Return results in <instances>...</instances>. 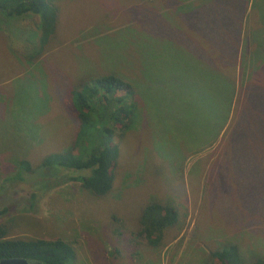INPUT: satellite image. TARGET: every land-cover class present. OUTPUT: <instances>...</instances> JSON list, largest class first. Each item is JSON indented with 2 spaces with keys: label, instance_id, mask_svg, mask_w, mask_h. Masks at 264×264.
I'll list each match as a JSON object with an SVG mask.
<instances>
[{
  "label": "rangeland",
  "instance_id": "obj_1",
  "mask_svg": "<svg viewBox=\"0 0 264 264\" xmlns=\"http://www.w3.org/2000/svg\"><path fill=\"white\" fill-rule=\"evenodd\" d=\"M47 1L49 30L35 14L0 13L6 237L61 239L69 264H201L225 243L243 264L264 257V0ZM256 21L261 38L249 45ZM103 72L133 85L137 114L113 136L111 189L94 195L68 180L83 170L39 162L73 142L68 90ZM155 200L177 221L150 246L138 217Z\"/></svg>",
  "mask_w": 264,
  "mask_h": 264
},
{
  "label": "trees",
  "instance_id": "obj_2",
  "mask_svg": "<svg viewBox=\"0 0 264 264\" xmlns=\"http://www.w3.org/2000/svg\"><path fill=\"white\" fill-rule=\"evenodd\" d=\"M0 13L6 16L35 14L41 25L48 26L46 30L54 22L53 9L47 0H0ZM229 82L231 87L232 81ZM221 87H226L224 79ZM68 95L77 123L73 142L61 152L43 156L39 167L83 170L84 174L71 176L68 180L77 181L82 189L94 195H104L111 189L117 163L118 148L113 136L132 126V115L137 114L133 85L114 72L96 73L88 76L78 87L70 88ZM227 116L228 113L222 115L215 137L225 125ZM18 166L30 169L23 159ZM3 211L0 209V213ZM176 221V210L169 202L150 201L139 214V232L148 245L156 246L162 240L164 229ZM73 253L72 245L58 238H8L4 225L0 224V259L21 257L31 261V264H69ZM201 264L243 262L236 245L225 243L219 249L210 251L207 261ZM250 264H264V257L255 258Z\"/></svg>",
  "mask_w": 264,
  "mask_h": 264
},
{
  "label": "crops",
  "instance_id": "obj_3",
  "mask_svg": "<svg viewBox=\"0 0 264 264\" xmlns=\"http://www.w3.org/2000/svg\"><path fill=\"white\" fill-rule=\"evenodd\" d=\"M206 1H209V0H192V3L193 2H195V5L196 4H198V6H197V8L198 7H204V6H206V5H200V3H204V2H206ZM245 1V3L247 4V1L248 0H244ZM244 7H245V5H244ZM244 7H240L239 9H238V11H237V13H238V15H237V18L239 19V22H241V26H240V28L241 27H243V24H244V13L248 10V8H249V6L248 5H246V7L244 8ZM231 12H233V13H235V11H232L231 10ZM260 23L261 22H259V21H256L255 23H254V25L252 26L253 28V31H250L249 30V32H248V36H247V42L249 41V45L250 44H253V43H256L257 41H258V39H260L261 38V35H260V30H263L262 29V25H260ZM256 29H259L257 32L255 31ZM242 35V36H241ZM240 38L241 39H243V34H240ZM255 38L257 39V40H255ZM250 52H248L247 53V51L245 52V55H244V58L245 59H249V62H250ZM260 58L261 57H259L258 59H255V61L251 64V65H253V66H256L257 65V62L260 60ZM251 63V62H250ZM243 77H244V75H243ZM243 83H244V81H243ZM244 86V85H243Z\"/></svg>",
  "mask_w": 264,
  "mask_h": 264
},
{
  "label": "water",
  "instance_id": "obj_4",
  "mask_svg": "<svg viewBox=\"0 0 264 264\" xmlns=\"http://www.w3.org/2000/svg\"><path fill=\"white\" fill-rule=\"evenodd\" d=\"M0 264H31V261L21 257H10L0 259Z\"/></svg>",
  "mask_w": 264,
  "mask_h": 264
}]
</instances>
